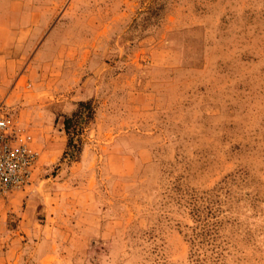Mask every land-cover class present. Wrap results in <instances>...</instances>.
<instances>
[{
  "label": "rangeland",
  "instance_id": "1",
  "mask_svg": "<svg viewBox=\"0 0 264 264\" xmlns=\"http://www.w3.org/2000/svg\"><path fill=\"white\" fill-rule=\"evenodd\" d=\"M0 111V264H264V0H0Z\"/></svg>",
  "mask_w": 264,
  "mask_h": 264
},
{
  "label": "built area",
  "instance_id": "2",
  "mask_svg": "<svg viewBox=\"0 0 264 264\" xmlns=\"http://www.w3.org/2000/svg\"><path fill=\"white\" fill-rule=\"evenodd\" d=\"M36 162L30 136L0 111V197L27 186Z\"/></svg>",
  "mask_w": 264,
  "mask_h": 264
},
{
  "label": "trees",
  "instance_id": "3",
  "mask_svg": "<svg viewBox=\"0 0 264 264\" xmlns=\"http://www.w3.org/2000/svg\"><path fill=\"white\" fill-rule=\"evenodd\" d=\"M88 107L84 104V118L87 117L86 113H88Z\"/></svg>",
  "mask_w": 264,
  "mask_h": 264
}]
</instances>
